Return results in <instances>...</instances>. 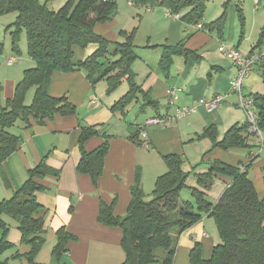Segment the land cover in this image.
I'll list each match as a JSON object with an SVG mask.
<instances>
[{
	"label": "crops",
	"instance_id": "1",
	"mask_svg": "<svg viewBox=\"0 0 264 264\" xmlns=\"http://www.w3.org/2000/svg\"><path fill=\"white\" fill-rule=\"evenodd\" d=\"M255 4L256 13L264 14L263 9L258 11L262 1L255 0ZM128 6L130 20H136L135 15L140 17L137 19L138 27L131 30L116 14L112 20L96 24L94 30L113 42L125 39L122 32L134 33L137 59L132 68L136 74V82L144 93H148L157 101V106L142 109L144 94L140 93L138 100L130 104L125 112L114 111L112 106L130 89L127 81L109 93L105 80L93 85L84 70L53 72L49 86L50 94L57 97L68 96L76 106L77 113L67 116L56 114L44 123H39L34 118H30L29 123L19 120L10 128L11 132L19 135L22 140L19 149L8 156L0 166V201L11 198L28 179L30 170L41 163L58 170L59 175H48L38 180L43 188L36 192V198L43 206L41 215L46 232L44 243L34 262L26 257L31 251V246L22 243V234L17 222L9 225L7 235L13 245L0 255V260L6 264H55L52 252L58 241L57 232L61 228L74 235L66 245L67 251L62 257L64 263L122 264L126 258L121 245L122 229L98 221L101 202L114 203V213L118 216L126 215L131 201V188L136 182L138 170L143 190L151 193L157 178L168 169L165 155H182L184 166L187 162L196 163L212 147L209 138L199 137L206 127L215 125L221 139L231 126L247 122L245 112L237 105V95L231 94L225 104L216 110L208 111L200 107L196 112L182 119H174L165 126L146 124L148 119L155 116L174 115L178 107L192 106L201 98L211 99L218 93H227L237 69L232 60L220 52V44L227 42L246 54L264 53V43L257 46L264 23L254 24L253 20L250 35L245 37L243 30L237 26L235 14H231L230 22L226 21L221 32L209 29V22L205 18L207 6L201 22L204 24L202 28L183 18L191 7L184 8L179 12V18H176L168 15L169 9L161 5H155L162 7L159 12H154L155 6L148 10L146 5H131L129 1ZM138 9L145 10V16ZM238 10L242 11V7ZM160 16L167 19L166 27L161 31L164 40L152 42L150 37L153 32L149 31L147 42L137 45L135 38L140 33L146 17L156 23L161 19ZM240 16L242 20V13ZM159 29L157 26L155 31L158 32ZM238 37L239 42L234 45L232 41ZM184 38L185 48L190 54L176 55L168 72L162 70L160 59L165 46L177 45ZM4 41H1L0 36V43L3 44L0 51V112L7 105V101L14 97L16 85L23 78L25 70L35 66L30 56L20 57L14 50L12 54ZM96 48V45H90L86 50L77 47L76 59L84 60ZM263 63L264 54L246 79L247 84L254 86L262 81ZM170 86L183 89L174 104L169 103L167 96ZM33 95L32 88L27 94L26 103L29 97L32 101ZM149 108L152 109L150 113ZM132 109L139 112V115L131 118ZM144 113L145 116H142ZM83 127H93L99 131L86 141L87 151L94 150L106 139L110 143L98 185L93 183L89 174L79 173L76 169L81 157L78 139ZM136 133L138 140L131 137ZM249 142L254 145L252 148L230 151L216 148L205 156V159L221 160L240 168L252 161L248 173L254 181L259 197H263L264 144L261 146L253 135L249 137ZM256 147L260 149L255 150ZM258 156L261 157L253 163ZM218 179L222 182L221 192L232 180L222 176ZM219 241L213 217L205 214L178 237L173 264H191L189 255L196 245L201 246L203 258L208 259Z\"/></svg>",
	"mask_w": 264,
	"mask_h": 264
},
{
	"label": "trees",
	"instance_id": "2",
	"mask_svg": "<svg viewBox=\"0 0 264 264\" xmlns=\"http://www.w3.org/2000/svg\"><path fill=\"white\" fill-rule=\"evenodd\" d=\"M136 5H161L173 14H179L186 7L191 10L183 17L185 20L201 23L207 0H128ZM118 11V0H68L58 10L50 9L40 0H0V15L15 12V21L8 26L15 52L20 53L19 41L23 30L28 40V54L36 65L24 72L18 82L15 95L7 101L0 112V166L13 152L19 149L21 137L11 132L10 128L19 120L29 123L34 118L39 123L53 118L56 114L75 115L76 106L69 97L53 96L49 92L50 80L54 71L71 72L84 70L89 81L96 85L102 80L108 84L109 93L116 90L124 81L130 85L129 91L113 106L114 111H124L144 94L142 109L157 106L148 93H144L136 82L132 68L137 59L134 33L122 32L123 41L113 42L96 33L98 23L112 20ZM243 20V17H242ZM226 23V12L207 26L221 32ZM204 25V24H203ZM206 26V25H205ZM185 40L177 45H166L160 59L162 70L168 72L176 55L190 54L185 48ZM264 43V27L258 47ZM90 45L97 48L84 60H77L75 49L86 50ZM3 44L0 43V51ZM264 78V63L261 66ZM34 89L33 99L26 103V97ZM1 95V88H0ZM259 113V128L264 132V94H251ZM99 131L93 127H83L78 139L81 157L77 171L89 174L95 185L103 173L105 158L110 149L106 139L92 151L85 149L86 141ZM257 135L250 131V123L231 126L219 138L215 125L205 128L199 135L209 138L212 148L202 158V163L209 167L205 171H194L197 184H187L191 171L184 166V158L172 153L164 156L167 171L161 174L151 193H146L141 184V174L137 171L136 182L131 188V201L126 215L114 213V203L104 201L100 204L98 221L109 226L119 227L123 235L122 248L126 258L122 264H154L158 262L157 250L164 254L160 264H173L178 237L193 226L205 214L213 217L220 241L214 246L211 257L202 256L200 245L190 252L191 264H264V196L259 197L254 181L249 176L250 164L243 168L221 160H207L205 156L216 148L230 151L238 148H252L250 136ZM138 140V133L131 136ZM258 139V137H257ZM255 155H253L254 158ZM48 175H59V171L41 163L32 168L23 186L9 199L0 201V255L13 243L7 239L9 225L4 216L17 220L21 231L22 243L31 246L26 257L34 259L44 243L46 232L43 206L36 198V192L42 189L38 181ZM219 176L231 178L216 203H212L204 190H209ZM190 187L196 197V204L181 199V192ZM150 197V198H149ZM58 241L52 257L55 264H66L62 257L67 251V243L74 235L61 228L57 232ZM0 264L6 262L0 260Z\"/></svg>",
	"mask_w": 264,
	"mask_h": 264
},
{
	"label": "rangeland",
	"instance_id": "3",
	"mask_svg": "<svg viewBox=\"0 0 264 264\" xmlns=\"http://www.w3.org/2000/svg\"><path fill=\"white\" fill-rule=\"evenodd\" d=\"M43 4H47V6L52 9V10H58L59 8H61L68 0H40ZM262 4L260 5L261 8L258 9V11H262V9L264 10V0H261ZM226 5L228 7H226ZM207 13L205 15L206 20L210 23L213 20H217V18H219V16H221L224 12H226V21L230 22L231 19V14H235L236 17V23L238 28L241 30H243L244 32V36L247 37L248 35H250V29H251V25L253 23L254 20V24H259L262 25L264 23V14L263 12H260L259 14L256 13L257 9H256V4H255V0H231V1H226L225 0H207ZM128 0H118V11H117V15L120 16V18H122V20H124V24H127V26L132 30L134 27H138L139 23L138 20L140 17L135 15V17L137 18L136 20H130L128 17ZM242 7V11L238 10V8ZM160 9H162V7L160 6H155L154 7V12H159ZM140 11H142V15L145 16V10L142 9H138ZM164 10V9H163ZM242 13V16L244 17V25L242 26V20H241V16L240 14ZM0 36H1V41L5 42V45L7 46V48H9L11 50V53L13 54L14 52L12 50L13 49V45H12V39H11V35H10V30L8 29V26L10 24L13 23V21H15L16 17H17V13L15 12H11V13H6L3 15H0ZM148 17H146L145 21L142 23L141 28L139 30V34L137 35V37L135 38V43L138 44H145L147 42V38L149 36V31L153 32V35L151 40L152 42H162V40H164V34L161 32L162 29L164 27H166V20L163 19V16H160V20H158L156 23H152V21L150 19H147ZM8 22V23H7ZM12 22V23H11ZM150 23V26H149ZM152 24V25H151ZM158 29L160 27V29L158 30V32L155 31V29ZM143 31V32H142ZM147 37V38H146ZM233 44H237L239 42V37L235 40L232 41ZM140 46V45H139ZM19 47L21 52L20 53H15L16 55L19 54V56H29L28 54V40H27V35H26V31L23 30L21 37H20V41H19ZM245 49H248L249 47H244ZM139 52H141V50H139ZM35 62V61H34ZM36 65V63H35ZM262 76V75H261ZM235 77V76H234ZM249 76H247L244 79V83H243V91L244 94L246 95H251V94H264V78L262 76V81H260L259 83L255 84L254 86L251 84H247L246 83V79ZM129 84V83H128ZM126 85V84H125ZM30 96V95H29ZM31 99L30 97L27 99V103H30ZM152 111V109L149 108V113ZM148 113V112H147ZM135 115H139V112H137L135 109H132L130 111V116L131 118L134 117ZM145 116V113L144 115ZM141 116V117H142ZM212 148V147H211ZM260 149V147H256L255 150ZM263 155V154H261ZM261 156H258L256 159H254L253 163L259 159ZM203 158V157H202ZM202 158L197 161L196 163H191L187 162L185 169L187 171H191V174L187 180V184L193 187H200L197 184V181L195 179L194 176V169L196 172L198 171H205L206 169H208V165L205 163H202L201 165L196 166L197 164L201 163ZM253 166V165H251ZM251 177V175H249ZM201 188V187H200ZM221 188H222V182H220V180L218 178H216L215 182L213 183L212 187L209 190H204L207 193L208 199L212 202V203H216L217 200L219 199V197L221 196L222 192H221ZM150 198V197H149ZM181 199L186 200V201H190L192 202V204H196V197L192 194V190L190 187H185L182 192H181ZM4 220L6 222H8L10 224L12 223H17V220H15L12 217L9 216H4L3 217ZM157 254H158V262L154 263V264H160L161 262V258L164 254L163 250L159 249L157 250ZM211 254L209 255L208 259L211 257Z\"/></svg>",
	"mask_w": 264,
	"mask_h": 264
},
{
	"label": "built area",
	"instance_id": "4",
	"mask_svg": "<svg viewBox=\"0 0 264 264\" xmlns=\"http://www.w3.org/2000/svg\"><path fill=\"white\" fill-rule=\"evenodd\" d=\"M259 2V0H256ZM129 4L136 5L135 2L129 1ZM147 9L150 10L152 5L147 4ZM168 15H172L179 18V14H173L168 10ZM197 26L202 28L204 25L198 23ZM220 52L232 60L237 69V74L231 80L230 89L227 93H218L211 99L201 98L196 104L192 106L178 107L174 115L155 116L146 121V124H157L165 126L172 120L182 119L188 114L196 112L200 107L205 108L208 111H213L220 108L227 101V97L231 94H236L238 97L237 105L245 112L247 121L250 123V131L255 133L258 137V143L263 146L264 144V132L259 128V113L256 109L254 99L250 95L244 94L243 83L244 79L251 74L255 64L262 54L255 52L251 54L243 53L238 47L233 46L227 42H222L219 46ZM13 59L10 60L12 62ZM183 91L182 87L170 86L167 89V96L169 103L174 104L178 99L180 93Z\"/></svg>",
	"mask_w": 264,
	"mask_h": 264
}]
</instances>
